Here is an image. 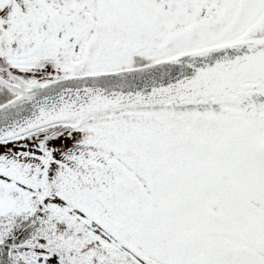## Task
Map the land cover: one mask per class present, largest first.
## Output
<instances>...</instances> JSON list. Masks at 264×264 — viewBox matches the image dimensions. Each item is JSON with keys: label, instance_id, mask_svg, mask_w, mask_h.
Wrapping results in <instances>:
<instances>
[{"label": "snow or ice", "instance_id": "1", "mask_svg": "<svg viewBox=\"0 0 264 264\" xmlns=\"http://www.w3.org/2000/svg\"><path fill=\"white\" fill-rule=\"evenodd\" d=\"M0 264H264V0H0Z\"/></svg>", "mask_w": 264, "mask_h": 264}]
</instances>
